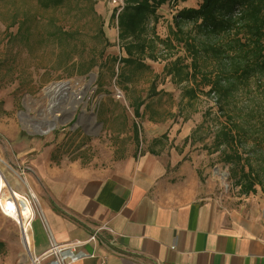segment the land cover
<instances>
[{"label":"rangeland","instance_id":"obj_1","mask_svg":"<svg viewBox=\"0 0 264 264\" xmlns=\"http://www.w3.org/2000/svg\"><path fill=\"white\" fill-rule=\"evenodd\" d=\"M199 1L161 6L155 26L158 38L168 36L176 11L196 7ZM114 8L113 0H98L92 7L88 0H65L59 8L48 10L39 8L36 0H0V170L9 188L21 191L32 216L38 217L32 222L35 241L49 237L38 215V202L30 197L36 164L112 171L148 150L151 135L156 134L161 151L175 148L190 163L196 172V199L211 206L214 214L227 222L263 219L264 186H255V192L245 196L236 185L240 167L248 170L245 158L256 171L258 148L251 142L236 143L241 161L226 164L223 152L230 148H218L214 140L229 124L228 114L243 110V100L237 96L230 100L233 105L226 106L218 96L206 94L209 89L200 76L178 82L167 75L166 68H172L176 58L189 63L183 51L172 52L157 44L156 61L113 62L122 56L116 22L111 20ZM100 29L107 48L99 38ZM200 67L207 72L214 65L200 61ZM66 82L85 91L83 102L71 111V105H65L63 126L56 122L47 133L34 134L38 122L52 119L46 111V88ZM189 89L194 99L184 95ZM251 97L264 105V94L253 92ZM140 101L141 115L136 118L133 112ZM53 115L61 117L58 110ZM0 244V264H30L19 243L17 224L1 210Z\"/></svg>","mask_w":264,"mask_h":264},{"label":"crops","instance_id":"obj_2","mask_svg":"<svg viewBox=\"0 0 264 264\" xmlns=\"http://www.w3.org/2000/svg\"><path fill=\"white\" fill-rule=\"evenodd\" d=\"M150 139L148 150L112 171L36 164L29 190L49 237L35 241L32 216L31 253L50 240L81 242L71 252L82 255L69 264H264V218L214 214L196 199L187 159L175 148L161 151L157 134Z\"/></svg>","mask_w":264,"mask_h":264},{"label":"trees","instance_id":"obj_3","mask_svg":"<svg viewBox=\"0 0 264 264\" xmlns=\"http://www.w3.org/2000/svg\"><path fill=\"white\" fill-rule=\"evenodd\" d=\"M64 1L36 0V5L43 10L57 9ZM88 1L91 7L95 5L94 1ZM180 2L184 0H122L121 9L114 8L111 13V20L116 22L119 52L122 53V56L113 58V62L131 65L144 59L156 61L159 56L155 55V50L159 44L172 52L183 51L185 59H189L188 64H182L183 58H176L174 66L166 68L167 75L178 82L200 76L209 89L206 94L218 96L226 106L233 105L230 100L237 96L241 98L243 110L235 116L228 114L229 124L218 131L214 140L218 148L221 145L230 148V152H223L226 164L241 161L236 143L241 146V143L251 142L258 148L256 171L249 158H245L248 170L244 171L241 166L239 176L236 174V185L247 196L255 192V186H264V105L256 104L251 97L253 92L264 94V0H200L196 7L176 11L172 26L168 27V36L158 38L155 33L158 9L165 4L176 7ZM98 33L107 48L109 45L103 31L100 29ZM201 38L206 42L203 43ZM200 61L202 64L211 63L214 68L204 72ZM177 64L181 67H175ZM184 95L189 99L195 97L190 89ZM141 105L140 101L135 106L136 118L141 115ZM134 133L137 136L135 127ZM253 151L257 152L255 148Z\"/></svg>","mask_w":264,"mask_h":264},{"label":"bare ground","instance_id":"obj_4","mask_svg":"<svg viewBox=\"0 0 264 264\" xmlns=\"http://www.w3.org/2000/svg\"><path fill=\"white\" fill-rule=\"evenodd\" d=\"M77 83H73L76 86ZM61 85H52L45 91V98L49 100L53 110H58L61 113V119L66 114L67 108L65 105H71L70 111L83 102L85 91L74 89L69 83L63 86L65 90H58ZM62 96V97H61ZM61 97V98H60ZM59 119L55 116L54 120ZM3 161L0 159V164ZM0 210L1 212L15 222L21 229L23 240L29 244L31 249V240L29 232H27V220L32 216V210L28 200L23 196L21 191L14 192L7 184V179L0 170ZM28 249V248H27Z\"/></svg>","mask_w":264,"mask_h":264},{"label":"built area","instance_id":"obj_5","mask_svg":"<svg viewBox=\"0 0 264 264\" xmlns=\"http://www.w3.org/2000/svg\"><path fill=\"white\" fill-rule=\"evenodd\" d=\"M94 2L98 0H92ZM113 3L116 4L118 10L121 9L123 3L122 0H113ZM31 198H34L32 195ZM32 216L27 220V232L30 229ZM18 226V225H17ZM19 228V240L24 249V252L29 256L30 264H69L70 262L76 260L81 253H72L71 250L75 247H78L81 242H76L67 245H55L52 241L49 240V247L41 254L34 255L29 249V244L27 241L23 240L21 235V229ZM94 234L89 238V240H94ZM28 248V249H27Z\"/></svg>","mask_w":264,"mask_h":264},{"label":"water","instance_id":"obj_6","mask_svg":"<svg viewBox=\"0 0 264 264\" xmlns=\"http://www.w3.org/2000/svg\"><path fill=\"white\" fill-rule=\"evenodd\" d=\"M90 77L93 78L94 76L90 75ZM66 84H68V83L66 82V83L56 84V85H61V87L58 90H62L63 91L64 90L63 86H65ZM47 89L48 88H46V90ZM46 111H47L48 114H50L52 119L38 122L37 123L38 127H34V130H35L34 134H36V135H43V134L47 133L49 130H52L55 127L56 122H58L61 126L64 125L62 123V121H61V118L57 119V121L54 120L55 116L53 114H54L55 110H53V106L50 105L49 100H48V105H47Z\"/></svg>","mask_w":264,"mask_h":264}]
</instances>
